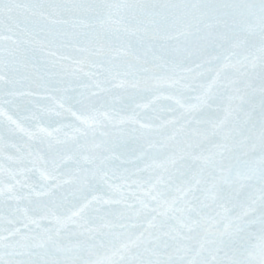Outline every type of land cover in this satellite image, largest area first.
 I'll list each match as a JSON object with an SVG mask.
<instances>
[{"label": "snow or ice", "instance_id": "1", "mask_svg": "<svg viewBox=\"0 0 264 264\" xmlns=\"http://www.w3.org/2000/svg\"><path fill=\"white\" fill-rule=\"evenodd\" d=\"M0 264H264V0H0Z\"/></svg>", "mask_w": 264, "mask_h": 264}]
</instances>
